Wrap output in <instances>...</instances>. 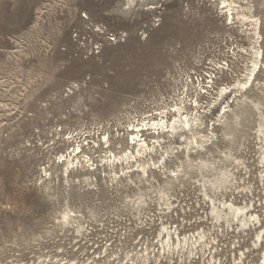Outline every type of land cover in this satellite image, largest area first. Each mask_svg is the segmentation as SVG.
<instances>
[{
	"label": "rangeland",
	"instance_id": "1",
	"mask_svg": "<svg viewBox=\"0 0 264 264\" xmlns=\"http://www.w3.org/2000/svg\"><path fill=\"white\" fill-rule=\"evenodd\" d=\"M261 229L264 0H0V264H260Z\"/></svg>",
	"mask_w": 264,
	"mask_h": 264
},
{
	"label": "bare ground",
	"instance_id": "2",
	"mask_svg": "<svg viewBox=\"0 0 264 264\" xmlns=\"http://www.w3.org/2000/svg\"><path fill=\"white\" fill-rule=\"evenodd\" d=\"M258 25H259V20L255 19V24L254 26H256L255 30H254V34L259 35L258 32ZM255 58L253 60V67L250 71L249 74V78L242 83H238L237 88L239 89V91L244 90L246 88V86L248 85V83L250 82L251 78L254 77L256 70L258 71L261 66L263 65L262 62V50L260 49V46H257L256 50H255ZM254 79V78H253ZM237 89V90H238ZM228 111V110H227ZM179 113V112H177ZM180 114V113H179ZM178 115V114H177ZM199 117L195 116L192 119H188L187 115H178V116H174L172 121H167V120H160L159 122H153L150 125V128H153L154 131L152 133L156 134V137L154 138V141L158 143V137L160 133L163 132H170V133H174V132H180V133H184L186 130L188 132H191V134H193L194 132V128H196V125L198 123ZM202 120V119H201ZM158 121V120H157ZM202 122V121H201ZM259 129L258 131L262 134L263 133V125L261 122H259L258 124ZM138 131H136V135L133 137L131 136L130 140L131 143L134 144L132 147L135 149V153L141 154L143 155L144 153L148 155H150V152L152 151L153 146H149L150 143H148L145 138H141L140 136L142 135H138L137 133ZM183 136V135H182ZM212 136V137H211ZM211 136L208 137V139H206L203 142H197L196 140H191L186 142L185 145H181L178 146L177 149L178 151H182L184 150L186 153H191V152H196L198 151V148L204 149V147L206 146V144L204 145V142H212V139L215 137V134L213 132H211ZM190 137V136H189ZM195 137V136H194ZM181 139V138H180ZM208 144V143H207ZM195 146V147H194ZM178 151L175 152H171V153H177ZM165 152V154L167 156H169V154L171 153ZM134 152L130 154H124V158L128 159V157H133L135 156ZM178 154V153H177ZM175 156V155H174ZM164 157L163 155H161V158ZM151 163H147V165H140V168L138 170V172H140L142 175L144 176H148L149 173L152 174L154 171V168H159L158 170L160 171L161 169H166V167H164V165L161 163L162 166H155V162L152 161V158H150ZM202 165H205L206 167H211L214 168V165L209 166V164H207V162H201ZM129 168V167H128ZM168 168V167H167ZM124 172H122L123 174ZM169 176H171L174 179H178L179 175H180V171L178 169L176 170H169L168 172ZM220 174L221 177L217 182L218 184L216 185L215 183L212 182V180L210 181V179H207L205 183H209L211 185H216V187L219 186H226L229 183V177L230 174L228 171L225 170H220ZM204 185V184H203ZM209 201L211 202V209H210V214L215 218V219H220V218H227L228 216H232V218H236L241 225H248L247 223L252 222L253 225L257 224H261V219L258 216V214H252V213H248L247 212V208L248 206H238L237 204L235 205L234 202L232 201H221L218 202V205L215 203L213 198H210ZM63 217V216H62ZM264 232V229L259 230V232H255L256 233V237L258 240H260L262 238V233ZM171 237V236H170ZM257 241V240H256ZM260 264H264V251L262 253V260L260 262Z\"/></svg>",
	"mask_w": 264,
	"mask_h": 264
}]
</instances>
